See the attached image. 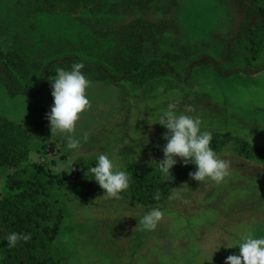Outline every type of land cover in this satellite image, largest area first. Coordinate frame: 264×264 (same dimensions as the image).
Instances as JSON below:
<instances>
[{"label":"rangeland","instance_id":"obj_1","mask_svg":"<svg viewBox=\"0 0 264 264\" xmlns=\"http://www.w3.org/2000/svg\"><path fill=\"white\" fill-rule=\"evenodd\" d=\"M35 1L0 0V43L5 52L18 46L15 37L21 35L19 42L26 54L40 56L44 63L57 58L56 48L65 55L102 62L103 51L120 49L123 33L100 37L79 17L104 29L149 18L167 21L178 30L169 28L158 35V46L146 43L142 59L168 60L181 74L192 71L184 81L166 74L143 85L106 83L86 76L91 81L86 90L90 107L71 134L51 132L46 118L54 103L51 79L55 71L35 99L12 98L6 90L0 94V116L21 124L31 138L32 151L23 163L29 172L22 177L35 178L41 171L47 197L63 210L60 231L52 244L60 264H202L204 260L205 264H224L229 255L239 254L232 239L236 232L251 229L257 237H264V164L241 156L235 141L219 154L229 163L225 182L185 179L163 202L138 200L130 182L118 198H111L89 170L78 176L80 163L93 167L101 153L126 171L136 163L158 169L155 162L164 158L167 130L149 123L169 103L176 104L178 112L198 117L202 130L211 135L228 133L264 148V71H243L242 55L248 41L247 28L241 23L252 10L250 0H148L149 9L118 15L39 14L32 11ZM260 22L263 19L258 15L250 26ZM175 56L178 59H172ZM206 59L222 63L233 73L218 74ZM263 60L264 39L259 53V61ZM69 135L80 139L78 149L66 148ZM176 159L175 166L185 164ZM14 172L13 166H0V203L9 194L7 180ZM153 208H159L163 217L155 230H144L139 221ZM3 258L0 244V264Z\"/></svg>","mask_w":264,"mask_h":264},{"label":"trees","instance_id":"obj_2","mask_svg":"<svg viewBox=\"0 0 264 264\" xmlns=\"http://www.w3.org/2000/svg\"><path fill=\"white\" fill-rule=\"evenodd\" d=\"M252 10L245 14L242 28H247L248 46L243 52V71L259 73L264 71V60L259 61L260 46L264 39V0H250ZM32 11L49 15H72L89 12L94 15L112 13L118 15L136 8H150L148 0H114L107 3L102 0H36L31 4ZM244 13V12H243ZM260 15L263 22L250 24ZM100 37L112 32H121L124 40L120 49L103 51L101 61L87 60L77 54H64V50L53 51L57 58L44 63L40 56L27 55L20 42L23 36L16 35L17 47H10L7 52L0 43V90H6L15 98L17 96L36 97L44 90L48 77L56 68L70 69L73 63L84 64L82 72L85 76L94 77L106 83L128 81L135 85H143L159 75L171 74L177 80L184 81L191 75V69L185 74L176 71L171 62L155 59L145 62L142 59L146 43L158 46L160 38L169 28L178 30L176 25L167 21H154L149 18H137L115 29H104L99 23L79 17ZM172 59H178L176 56ZM12 62L13 66L9 65ZM206 64L222 76H230L232 69L222 63L206 59ZM235 141L238 151L246 159L264 164V148H256L245 140L234 139L230 134H212L211 147L219 155L228 144ZM32 151L31 138L26 129L18 123L0 116V166H13L15 172L8 177L9 194L0 203V244L3 247L2 264H60L52 251V244L60 231L63 221V210L57 201L49 199L45 191V180L38 172L35 178L22 177L29 169L23 165L28 161ZM92 163L82 161L78 168V176H84L92 167ZM192 163L174 166L165 178L159 169L145 168L140 163L131 166L127 173L134 195L140 201L163 202L170 199L177 186L189 179L194 172ZM159 193V199L154 195ZM31 234L27 241H18L15 247H9L8 234Z\"/></svg>","mask_w":264,"mask_h":264},{"label":"clouds","instance_id":"obj_3","mask_svg":"<svg viewBox=\"0 0 264 264\" xmlns=\"http://www.w3.org/2000/svg\"><path fill=\"white\" fill-rule=\"evenodd\" d=\"M83 68L82 62L73 63L68 70L56 68V75L51 79L54 103L46 114L51 132L73 133L80 115L90 107L86 90L91 81L82 72ZM155 123L167 130L163 134L166 141L163 146L164 158L155 162L165 178L177 164V157L185 164L190 162L195 165L196 170L190 172L189 176L197 182L214 181L219 184L229 177V163L211 147L212 135L202 130L198 117L178 112L176 104L169 103L167 108L157 112L153 122L149 124ZM83 139L87 140L86 134ZM66 140V148L69 150L78 149L81 142L79 138H73L71 135L67 136ZM89 171L108 197L118 198L120 193L129 188L130 177L127 171L105 153L98 155L95 166ZM153 198L158 200L159 193ZM162 217L163 212L159 208H153L141 217L139 224L144 230H155ZM30 238L31 234L12 232L7 235L6 240L9 247H15L18 241L27 242ZM232 239L239 248V254L229 255L224 264H264V237H257L248 229L244 233L236 232ZM205 261L207 260L202 261V264H205Z\"/></svg>","mask_w":264,"mask_h":264},{"label":"crops","instance_id":"obj_4","mask_svg":"<svg viewBox=\"0 0 264 264\" xmlns=\"http://www.w3.org/2000/svg\"><path fill=\"white\" fill-rule=\"evenodd\" d=\"M0 94H6V92H5L4 90H1V91H0ZM7 96H8V95H7ZM20 96H21V95H20ZM38 96H39V95H38ZM25 97H26V96H25ZM36 97H37V96H36ZM30 98H33V99H35V97H30ZM1 114L5 115V114H4V113H2V112H1Z\"/></svg>","mask_w":264,"mask_h":264}]
</instances>
